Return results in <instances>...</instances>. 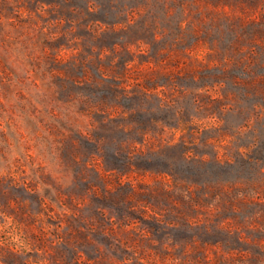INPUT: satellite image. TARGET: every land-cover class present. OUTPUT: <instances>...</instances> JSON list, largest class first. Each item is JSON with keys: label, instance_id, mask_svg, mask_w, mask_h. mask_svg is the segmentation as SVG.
Segmentation results:
<instances>
[{"label": "rangeland", "instance_id": "obj_1", "mask_svg": "<svg viewBox=\"0 0 264 264\" xmlns=\"http://www.w3.org/2000/svg\"><path fill=\"white\" fill-rule=\"evenodd\" d=\"M0 264H264V0H0Z\"/></svg>", "mask_w": 264, "mask_h": 264}]
</instances>
